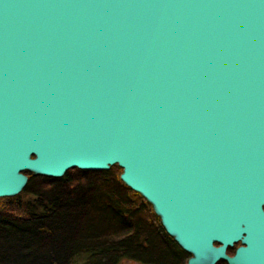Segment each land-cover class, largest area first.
<instances>
[{
	"label": "water",
	"instance_id": "95a60500",
	"mask_svg": "<svg viewBox=\"0 0 264 264\" xmlns=\"http://www.w3.org/2000/svg\"><path fill=\"white\" fill-rule=\"evenodd\" d=\"M114 165L188 264H264V0H0V197Z\"/></svg>",
	"mask_w": 264,
	"mask_h": 264
},
{
	"label": "trees",
	"instance_id": "16d2710c",
	"mask_svg": "<svg viewBox=\"0 0 264 264\" xmlns=\"http://www.w3.org/2000/svg\"><path fill=\"white\" fill-rule=\"evenodd\" d=\"M74 170L26 172L23 191L0 207V264H188L191 254L115 166Z\"/></svg>",
	"mask_w": 264,
	"mask_h": 264
},
{
	"label": "rangeland",
	"instance_id": "374dc122",
	"mask_svg": "<svg viewBox=\"0 0 264 264\" xmlns=\"http://www.w3.org/2000/svg\"><path fill=\"white\" fill-rule=\"evenodd\" d=\"M115 166V168H116V171H117V173L120 175V177H121V174H122V172H123V169L120 167V166H118V165H114ZM114 166H112V167H114ZM73 169H76V170H74L75 172L74 173H77V172H79V168H73ZM26 172H29V171H26ZM25 172V173H26ZM33 173V172H32ZM26 175H29L28 173H26ZM133 190V189H132ZM135 191V190H134ZM142 199H144L147 203H150L141 193H139V192H137V191H135ZM150 205H152L151 203H150ZM0 207H7V208H10L11 207V200H10V198L9 197H0ZM151 209L153 210V212L154 213H156V210H155V208H154V206L152 205V207H151ZM156 215L161 219V217H160V215H158L157 213H156ZM162 221V220H161ZM240 245H242V242H238V243H236L233 247H230V248H228V253L230 254V255H233V254H235V251H236V249H237V247H239ZM84 259H83V257H79L77 260H76V262H75V264H84ZM123 264H136V263H133V262H129V261H125ZM218 264H228L226 261H221L220 263H218Z\"/></svg>",
	"mask_w": 264,
	"mask_h": 264
},
{
	"label": "flooded vegetation",
	"instance_id": "af4514ba",
	"mask_svg": "<svg viewBox=\"0 0 264 264\" xmlns=\"http://www.w3.org/2000/svg\"><path fill=\"white\" fill-rule=\"evenodd\" d=\"M234 255V254H233Z\"/></svg>",
	"mask_w": 264,
	"mask_h": 264
}]
</instances>
